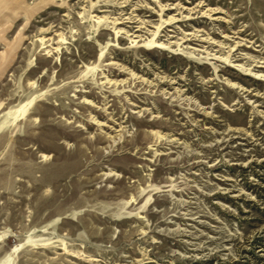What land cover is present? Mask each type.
Returning <instances> with one entry per match:
<instances>
[{"label":"rangeland","instance_id":"1","mask_svg":"<svg viewBox=\"0 0 264 264\" xmlns=\"http://www.w3.org/2000/svg\"><path fill=\"white\" fill-rule=\"evenodd\" d=\"M0 264H264V0H0Z\"/></svg>","mask_w":264,"mask_h":264}]
</instances>
